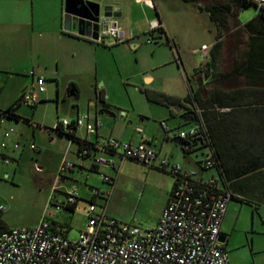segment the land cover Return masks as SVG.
Instances as JSON below:
<instances>
[{"label":"rangeland","instance_id":"obj_1","mask_svg":"<svg viewBox=\"0 0 264 264\" xmlns=\"http://www.w3.org/2000/svg\"><path fill=\"white\" fill-rule=\"evenodd\" d=\"M139 2L148 5V2ZM156 3L166 16L170 32L179 37L180 47L176 43L173 47L176 54L185 59L184 63H190L188 67L205 62L198 68L196 74L197 77L204 78L203 70L206 69V62L210 58L209 52L218 36L216 26L209 20L206 13L180 0H157ZM207 3L201 2L200 4L205 6ZM152 11L153 16L156 17L155 11ZM257 16V10L252 7L240 11L238 20L236 17L230 19L234 32L224 37V52L229 61H232L236 53H239L236 47L241 44V40L248 38L245 27L239 22L246 24ZM146 45L147 48L142 46L137 54L134 49L130 48L125 54V63L121 64L122 66L120 64L117 66L118 60H114L113 51H108V66L105 67L101 76L107 84L105 98L112 106L115 118L106 113L100 114L99 111L98 114L103 122V128L107 127V123L109 130L115 128L118 131L124 130L132 136H139L141 134L138 130H143L144 126L148 132L157 133L161 142L163 137L161 122L164 121L165 124L172 126L181 122L182 119L180 116L170 117L168 108L148 99L145 93L148 86L143 81V73L148 71L153 76L167 75L169 77L176 72L173 66L156 67L154 63L160 57L170 58L172 62L176 61L172 52L166 50L169 49L168 47ZM153 49L158 50L152 53ZM154 68L158 69L153 71ZM8 79L10 82L8 85L11 87L8 95L11 96L20 80L12 76ZM157 87L175 88L181 94H187L179 80L177 84L170 80H161L149 88ZM46 88L47 93L41 94V99L36 101L35 107L22 104L18 108L20 116L30 120L31 125L24 120L0 123V145L2 142L8 144L7 149L0 147V156L5 154L12 159V161L3 162L0 157V203L7 208L8 227L30 228L48 220L57 224L58 232L62 231L61 233H66L71 241H76L88 222L89 203L87 202L92 199L90 188L99 189L104 193L110 192L109 216L123 224L141 229L155 227L167 204L173 184L172 177L161 169H156L158 167L153 168L128 160L122 164L118 163L115 170L99 166L98 173L90 170L80 173L75 168L70 171L62 169L65 162L68 163L69 160L74 159L75 146H72V151L68 155L70 147L68 139L66 137L61 139L52 129L63 120L69 122L75 120L77 112L80 115L90 113L94 119L95 102L99 104V101L96 98L94 84L87 81L81 87L78 98L69 96L67 90L63 88L57 90L55 84L52 83H48ZM96 90L99 91L100 87L96 86ZM184 128L189 127L184 126ZM7 133L10 135V140L5 137ZM85 133L84 129H79L77 136L81 138L85 136ZM91 138L95 139V135ZM32 144L37 146L36 150L31 149ZM169 145H173L175 149L172 160L178 162L177 165H182L184 170H193L196 177L203 176L206 180L215 176L214 170H203L198 164L204 159L201 153H192L189 159H185L175 144L170 143ZM15 146L18 148L15 149ZM171 149L170 147L165 149L166 155L170 156ZM202 152L206 155L209 150L204 149ZM103 171L108 172V176L112 178L108 184L102 179ZM60 173L68 180L58 187H61L63 192H69L74 186L77 187L79 204L74 213L61 210L50 216V211L55 209L51 207L56 200L54 198L51 201L53 194L59 202L65 199L62 193L55 191L57 187L54 180ZM97 202L99 206L103 203L100 199H97ZM243 211L245 226L251 227L250 207L245 205ZM256 226L258 232H254V235L264 249V227L260 221ZM249 233L253 235L251 229Z\"/></svg>","mask_w":264,"mask_h":264},{"label":"built area","instance_id":"obj_2","mask_svg":"<svg viewBox=\"0 0 264 264\" xmlns=\"http://www.w3.org/2000/svg\"><path fill=\"white\" fill-rule=\"evenodd\" d=\"M251 1L258 14L264 18V0ZM160 28H163V24L155 22L150 31ZM158 36L156 33L148 37L147 43L153 44ZM90 38L98 45L109 47L128 41L121 32L118 20L103 15L100 17L97 38ZM45 83L43 77L35 79L22 94L21 104L28 105L37 100L46 91ZM200 112L195 110L197 115ZM72 126L84 129L86 135L91 136L97 134L102 121L95 116L93 119L90 113H84L72 122H61L65 132L70 131ZM162 127L171 140L194 137L200 132V125L176 132L170 130L164 122ZM138 133L140 137L143 136L141 129ZM89 144L92 147L81 148L78 157H91L98 167L115 170L118 163L127 160L147 166L157 162L158 168L168 169L176 175L173 178L175 184L157 225L141 229L119 222L107 213L110 192L102 193L92 188L94 201L89 202L88 222L78 240L71 241L67 235L54 230L55 226L48 220L35 227L9 228L0 232V264H230L220 236L231 194L220 189L216 176L204 180L196 177L193 171H185L179 165H170L166 157L160 158L144 141L126 142L106 138L100 143ZM31 149L36 150L37 146L32 144ZM185 149L191 151L188 146ZM203 150L197 151L204 158L200 166L203 170H209L214 166V161L210 150L206 155ZM75 166L65 162L62 169L69 171ZM102 179L107 184L112 181L105 174H102ZM96 198L104 200L101 206ZM77 199L78 190L74 186L67 193L66 200L56 206V211L75 204ZM6 210V206L0 203V219Z\"/></svg>","mask_w":264,"mask_h":264},{"label":"crops","instance_id":"obj_3","mask_svg":"<svg viewBox=\"0 0 264 264\" xmlns=\"http://www.w3.org/2000/svg\"><path fill=\"white\" fill-rule=\"evenodd\" d=\"M93 1L98 2L103 6L109 7L111 9L112 15L118 16L116 19L118 20L123 36L125 37V39H128L127 42L111 47L103 46L93 43L91 41V38L85 35H79L77 28H73L70 32L65 31V0H0V111H5L9 107H11L22 96L24 91H27L30 88L35 79H37L38 77H43L46 81L45 87L48 83L55 84L57 90L63 88L67 90L69 96H73L76 98L79 97V91L86 81L89 83H93L95 87L96 98L99 101V104L95 102V117L100 119L98 111L100 114L105 113L102 112V102L100 99H103L106 103H108L105 98V94L107 93V84L105 80H103V76H101L105 67L108 66V51H113L114 60H118L117 66H119V64L123 65L125 63V54L130 50V48L134 49V52L136 54L140 51L142 46H144V48H147L146 44L149 43H147L148 37L145 35L151 30V27L155 22H161L166 32V36L174 41L177 46H179V37L170 32L166 16L163 10L160 8L159 4L156 3L157 0L148 1V5L140 4L139 1L144 2L143 0ZM149 2H152L153 4ZM140 6H142V8H139ZM152 10L155 11L156 17L153 16ZM239 23L244 26V24H242L241 22ZM247 33V37H251V34L249 32ZM164 38L166 37L163 36V39ZM150 46H156L160 48L168 47L169 49L166 50L172 52V56L173 58H175L176 62H172V59L170 58L168 59L165 57H160L154 63V65L156 67L170 65L173 66L176 72L172 75H169L168 77L167 75L153 76L148 71H145L143 73V81L146 82L148 86L145 92H160L177 97L182 100L188 94H190L192 90L196 91L197 88H199L197 83L198 77L196 76L198 72L195 71L198 70V68L205 62H200L198 65L192 67H188V65H190L189 62L188 64L185 62L187 64L186 68L184 63L185 59H182V56H180L179 54L177 55L175 49L161 43L158 45L150 44ZM157 50L153 49L152 53H156ZM206 53H208V51ZM154 69L155 70L153 71H156L158 68ZM10 76H12L13 78H18L17 80H20L18 81L17 88L13 91L11 96L8 95V90H10L11 88L8 85L10 83L8 79L10 78ZM161 80H170L174 84H177V80L181 81L187 94L183 95L181 94V92H179V90L175 88H149L152 87L155 82ZM100 81H102V83H100ZM205 82L208 81H204V83ZM96 86L100 87L99 91L96 90ZM47 91L48 89L46 88V91L43 94L47 93ZM40 99L41 95L37 100ZM37 100L33 101L30 104L32 105L33 103H36ZM182 104L185 103L181 102L175 105L161 106L169 109L170 117H181L182 114L179 106ZM187 104L189 105V103ZM172 109H174V111H172ZM195 110L197 109L195 108ZM16 113L20 116L18 110L16 111ZM106 114H109L110 116L115 118L114 113L113 115L110 113ZM79 115V112H77L76 118ZM9 121L11 120L0 117V123ZM180 121L181 122L173 124L172 126L167 124L166 125L170 130L175 132L178 129L187 130L183 127V123H186L189 120ZM106 125L107 127L103 128L102 122V127L98 130L97 134H95V139L91 138L93 137V135L87 136L86 133L85 136L80 138L79 136H77V131L79 129H76L75 135L78 139H87L91 143H100L103 139L106 138H115L120 141L126 142L144 141L158 153L160 158L166 157L169 160L170 165L178 164V162L172 160V157H174L175 155V149L172 147L173 145L171 146L169 144H175L176 147L181 150L180 145L178 142L172 141L167 137L161 124L160 125L163 130V137L161 142L159 141L157 133L148 132V130H146L144 126L142 130L143 136L140 137L132 136L124 130L118 131L115 128H111L109 130L107 123ZM5 137L10 140V135L8 133L5 134ZM59 137L62 139V137L65 136ZM68 141L70 145L68 155L72 151V146H75L74 159L69 160V162L76 166L70 170H73L75 168L78 169V172L80 173H83L87 170L94 171L93 166H95V163L93 158L90 157L86 159H80L77 154L79 151V145L69 139ZM3 144H5V147H3ZM0 147L2 149H7L8 144L6 142H2ZM168 147L172 148L171 153L169 154L170 156L166 155L165 152V149ZM14 148L16 149L18 147L15 146ZM181 152L183 153L185 159H189V155L192 154L190 153L186 155L182 150ZM4 156L7 157L5 154H2L0 156L1 159L5 158ZM7 158L10 159V157ZM9 161H12V159H10ZM149 167H158V163H153ZM180 167L184 170L182 165ZM187 170L190 171V169H186L185 171ZM94 172L98 173L99 167ZM103 173L108 176V172L103 171ZM198 178H202L205 180L203 176H199ZM66 180H68V178H65L64 182ZM64 182H62L58 186L62 185ZM58 186H56L57 188L55 189V191L57 190L63 195L68 193L63 192L62 188ZM90 190L92 191V188H90L89 191ZM54 198L56 200L54 201V204H51V207H54L55 209L50 211V216L57 212L56 206L61 205L66 200L65 196L63 202H59L58 198L53 194L51 201H53ZM97 199L104 201L101 198H96V200ZM90 201H94V198L92 197ZM78 204L79 198L76 200L75 204L70 205L71 209L64 210H69L70 212L74 213L76 208L78 207ZM245 205L250 207L251 209V227L245 226V215L243 211V207ZM263 208L264 204L260 205L258 210H255L253 206L247 203L239 202L237 200H231L228 203L227 211L221 225V235L225 238L224 242L222 243L224 249L228 253L230 264H264V249L259 245L260 243L254 235V232H258L256 230L257 222L260 221L264 227ZM6 213L7 210L2 216V221L7 226V229H9L11 227H8L9 219L8 217H6ZM250 229L253 232V235L249 233Z\"/></svg>","mask_w":264,"mask_h":264},{"label":"trees","instance_id":"obj_4","mask_svg":"<svg viewBox=\"0 0 264 264\" xmlns=\"http://www.w3.org/2000/svg\"><path fill=\"white\" fill-rule=\"evenodd\" d=\"M180 1L206 13L218 30L217 39L209 52L206 69L203 70L208 76V82L196 91L192 90L182 100L160 92L145 93L150 101L163 106L184 102L191 103L201 110L199 115L196 114V123H183V127L200 125V132L194 137L176 138L172 141L178 142L186 155L209 149L214 161V166L209 170L215 171L220 189L230 192L231 200L247 203L258 210L259 206L264 204V84L257 79L256 74L259 69H264V18L258 14L244 24L245 30L251 34L246 61L238 62L235 58L229 61L224 52V37L234 32L230 19H238L240 11L255 7V4L251 0ZM201 2L208 3L202 6ZM156 33L159 36L153 44L161 43L171 48L175 46V42L166 36L164 28L150 31L145 36L151 37ZM236 34L238 35V32ZM163 36L166 38L163 39ZM203 88L206 89V95L202 94ZM21 99L22 96L7 110L0 111V117L12 121L24 120L31 125L30 120L23 119L16 113L22 105ZM100 100L102 112L113 115L112 106L103 99ZM31 107H35V103ZM52 131L77 143L79 151L85 146L92 147L87 140L76 137V129L73 126L70 131L65 132L59 122ZM186 146L191 151L186 150ZM198 164L200 165V162ZM93 167L94 171L98 168L96 165ZM161 170L175 179L176 175L172 172ZM65 209H71V206ZM53 224L56 226V223ZM56 227L54 230L57 231ZM5 230L7 226L0 219V232Z\"/></svg>","mask_w":264,"mask_h":264},{"label":"water","instance_id":"obj_5","mask_svg":"<svg viewBox=\"0 0 264 264\" xmlns=\"http://www.w3.org/2000/svg\"><path fill=\"white\" fill-rule=\"evenodd\" d=\"M101 15L105 17H118L117 15H112L109 7L103 6L93 0H65L64 30L70 32L73 28H77L79 35L96 39ZM206 80H208V76L204 78L198 77V86H203ZM202 94L206 95L205 88L202 89ZM181 119L195 123L197 121L196 113L194 111L186 113L181 116ZM9 160L7 157L2 158L3 162H9ZM220 240L224 242L225 238L221 235Z\"/></svg>","mask_w":264,"mask_h":264},{"label":"flooded vegetation","instance_id":"obj_6","mask_svg":"<svg viewBox=\"0 0 264 264\" xmlns=\"http://www.w3.org/2000/svg\"><path fill=\"white\" fill-rule=\"evenodd\" d=\"M241 40V39H240ZM251 44V39L250 37L247 38L246 40H241V44H239L236 48L239 51V53H236L235 59L238 62H243L246 61L247 54L249 52V47ZM257 79L262 82L264 84V69H259V71L256 74ZM206 76V75H205ZM204 76V77H205ZM208 81V80H206ZM204 84H207V82H205ZM181 114L184 115L186 113L189 112H195V107L193 106V104L189 103V105L187 103L182 104L179 106ZM66 177H64L62 174H59L58 176L55 177L54 183L56 184V186H58L59 184H61L62 182H64Z\"/></svg>","mask_w":264,"mask_h":264},{"label":"clouds","instance_id":"obj_7","mask_svg":"<svg viewBox=\"0 0 264 264\" xmlns=\"http://www.w3.org/2000/svg\"><path fill=\"white\" fill-rule=\"evenodd\" d=\"M204 85V84H203Z\"/></svg>","mask_w":264,"mask_h":264}]
</instances>
